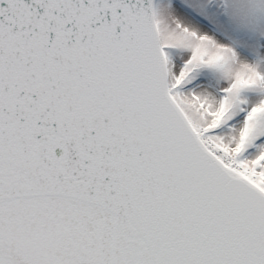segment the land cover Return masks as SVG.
<instances>
[{"label":"snow or ice","instance_id":"6c2138e0","mask_svg":"<svg viewBox=\"0 0 264 264\" xmlns=\"http://www.w3.org/2000/svg\"><path fill=\"white\" fill-rule=\"evenodd\" d=\"M0 264H264V0H0Z\"/></svg>","mask_w":264,"mask_h":264}]
</instances>
